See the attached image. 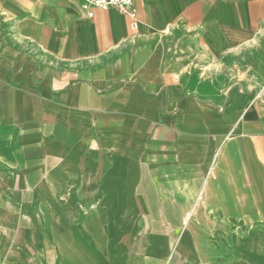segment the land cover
I'll list each match as a JSON object with an SVG mask.
<instances>
[{"label":"crops","instance_id":"crops-1","mask_svg":"<svg viewBox=\"0 0 264 264\" xmlns=\"http://www.w3.org/2000/svg\"><path fill=\"white\" fill-rule=\"evenodd\" d=\"M84 3L0 0V264H264V0Z\"/></svg>","mask_w":264,"mask_h":264},{"label":"built area","instance_id":"built-area-1","mask_svg":"<svg viewBox=\"0 0 264 264\" xmlns=\"http://www.w3.org/2000/svg\"><path fill=\"white\" fill-rule=\"evenodd\" d=\"M87 10L88 17H92L93 13L91 8H101L107 10L114 8L122 14L129 16L135 20L136 10L134 7V0H85L82 5ZM135 26V21L132 23V27Z\"/></svg>","mask_w":264,"mask_h":264}]
</instances>
